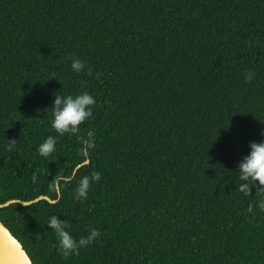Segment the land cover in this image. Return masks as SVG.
<instances>
[{
  "label": "trees",
  "instance_id": "trees-1",
  "mask_svg": "<svg viewBox=\"0 0 264 264\" xmlns=\"http://www.w3.org/2000/svg\"><path fill=\"white\" fill-rule=\"evenodd\" d=\"M85 91L92 117L59 135L55 95ZM49 135L56 151L41 157ZM252 142L264 0H0V204L57 200L0 208L33 264H264V189L238 173ZM53 215L76 239L100 236L65 257Z\"/></svg>",
  "mask_w": 264,
  "mask_h": 264
},
{
  "label": "clouds",
  "instance_id": "clouds-1",
  "mask_svg": "<svg viewBox=\"0 0 264 264\" xmlns=\"http://www.w3.org/2000/svg\"><path fill=\"white\" fill-rule=\"evenodd\" d=\"M71 68L74 72L80 73L84 71L86 64L80 59H72ZM88 74L92 75V72L89 70ZM96 75L99 76L100 73ZM254 75L252 72H246L244 78L246 81H251ZM95 103V97L87 91L76 96L68 95L63 97L55 95L52 106L54 111L51 127L59 135L77 133L79 126L92 117ZM81 143L85 148L93 149L95 147L93 134L89 133L87 139L81 138ZM56 144L57 137L49 135L38 146L37 151L41 157H48L56 151ZM14 145L15 140H10L8 150L11 151ZM249 148L248 155L238 163L239 178L241 181L251 179L252 181L259 182V187L264 189V142H252ZM33 179L35 180V177ZM100 179L101 175L97 172H93L90 176H83L79 181L78 187L75 189L74 199L86 200L91 185L99 182ZM240 187L241 190L247 189L250 191V185L247 183L241 184ZM46 226L55 231L58 238V250L65 257L73 254L78 255L81 248H86L100 236L99 230L90 228L88 229V235L76 239L66 230L68 228V222L66 220H60L55 215L49 217Z\"/></svg>",
  "mask_w": 264,
  "mask_h": 264
},
{
  "label": "water",
  "instance_id": "water-1",
  "mask_svg": "<svg viewBox=\"0 0 264 264\" xmlns=\"http://www.w3.org/2000/svg\"><path fill=\"white\" fill-rule=\"evenodd\" d=\"M89 161L86 160L84 163L78 165L73 174H75L80 167L88 164ZM59 191V188H58ZM60 196V192H59ZM45 200L51 204L57 202V200H52L46 196H40L33 201H19L10 200L4 204H0V208L8 207L13 204H20L24 207L30 206L39 201ZM0 264H33L27 252L24 250L22 244L17 240L10 230L5 227V225L0 221Z\"/></svg>",
  "mask_w": 264,
  "mask_h": 264
}]
</instances>
